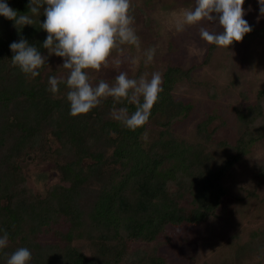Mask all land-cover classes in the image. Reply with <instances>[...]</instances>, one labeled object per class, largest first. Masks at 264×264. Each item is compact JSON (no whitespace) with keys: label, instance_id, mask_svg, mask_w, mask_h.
<instances>
[{"label":"trees","instance_id":"trees-1","mask_svg":"<svg viewBox=\"0 0 264 264\" xmlns=\"http://www.w3.org/2000/svg\"><path fill=\"white\" fill-rule=\"evenodd\" d=\"M4 2L20 13L28 11L29 0ZM33 19V26L18 32L13 21L0 16V237L8 233L0 264L21 247L32 253L29 264H168L155 249H133L132 244L156 241L170 225H199L217 215L228 195L226 177L264 140V86L252 101L234 106L239 135L225 143L230 152L218 161L208 145L218 130H209L216 113L196 125L206 141L174 132L194 110L175 89L192 78L199 64L166 66L149 122L135 131L111 117L112 98L72 117L66 85L61 83L56 95L47 90L45 65L35 78L12 65L9 46L22 37L41 55L47 50L42 44L48 34L39 23L45 17ZM249 25L253 30L230 46L264 39V21ZM218 49L209 44L202 63H210ZM125 106L135 111L126 102L115 105ZM28 158L54 163L60 181L44 193L34 190L23 164ZM88 194L92 199L86 204ZM50 233L52 239H44Z\"/></svg>","mask_w":264,"mask_h":264},{"label":"rangeland","instance_id":"rangeland-1","mask_svg":"<svg viewBox=\"0 0 264 264\" xmlns=\"http://www.w3.org/2000/svg\"><path fill=\"white\" fill-rule=\"evenodd\" d=\"M195 0H132L134 27L140 37L141 48L127 47L126 55L140 57L136 66L125 63L120 69L109 67L100 72H90L93 86L103 79L110 84L119 71H127L130 78L153 72L163 74L168 64L184 68L196 64L193 76L179 83L175 94L190 100L194 110L177 125L174 132L185 139H200L197 123L208 114L216 113L217 119L209 130L216 127L215 136L208 142L210 150L221 161L230 150L225 143H234L239 124L234 106L252 101L257 89L264 86V39L218 49L210 63H202L209 44L199 36L201 26L215 31L217 25L186 27L177 32L175 24L184 9L194 7ZM46 7V6H45ZM244 19L254 23L260 16L258 0H245ZM155 48L153 61L145 66L143 51ZM43 56H48L45 51ZM63 58L48 56L43 76L66 78L67 71L60 66ZM212 87L214 91L212 93ZM215 92V94H214ZM112 111V110H111ZM111 115V112H110ZM156 124V123H154ZM204 140V137L201 138ZM28 184L44 193L60 181V172L52 162L35 164L24 161ZM264 140L255 145L251 153L226 177L228 195L222 200L217 215L199 225L169 226L162 237L153 242L136 241L133 249H155L164 255L168 264H264ZM92 195L84 197L86 204ZM44 239H52V234ZM86 250L87 242H79ZM90 251V250H89ZM88 251V252H89Z\"/></svg>","mask_w":264,"mask_h":264},{"label":"clouds","instance_id":"clouds-1","mask_svg":"<svg viewBox=\"0 0 264 264\" xmlns=\"http://www.w3.org/2000/svg\"><path fill=\"white\" fill-rule=\"evenodd\" d=\"M245 0H195L194 7L184 9L177 20V32L186 27L208 24L217 25L223 31H209L199 28L200 38L208 44L229 49L233 42H241L253 29L243 17ZM260 16H264V0H258ZM46 6V7H45ZM28 11L20 13L0 0V16L14 22L18 32L25 25L33 26V17H45L40 29L47 32L42 47L48 56L63 58L60 68L67 71L66 78L50 76L48 91L53 95L60 92V84L68 89L66 100L70 104V115H86L98 107L102 100L113 99L111 117L129 130L144 127L150 119L151 110L163 91L162 74L144 73L139 78H130L127 71H119L110 84L99 80L93 86L90 72H100L109 67L120 69L125 63L138 65L140 57L126 55L127 47L140 51L141 41L134 27L135 17L132 0H29ZM43 9V12L41 11ZM260 17H257L259 21ZM14 54L11 62L31 78L40 75L48 56L41 55L39 49L23 37L10 44ZM155 48L143 51L144 64H150L155 56ZM127 103L135 106L129 113L128 107H115ZM147 138V132L144 133ZM8 245V233L0 237V250ZM31 251L26 247L15 250L6 264H29Z\"/></svg>","mask_w":264,"mask_h":264}]
</instances>
